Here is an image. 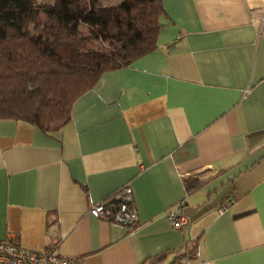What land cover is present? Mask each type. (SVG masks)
<instances>
[{"label":"crops","instance_id":"1","mask_svg":"<svg viewBox=\"0 0 264 264\" xmlns=\"http://www.w3.org/2000/svg\"><path fill=\"white\" fill-rule=\"evenodd\" d=\"M161 4L154 51L69 123L0 120V241L66 264H264V0ZM124 191L133 227L91 214Z\"/></svg>","mask_w":264,"mask_h":264},{"label":"trees","instance_id":"2","mask_svg":"<svg viewBox=\"0 0 264 264\" xmlns=\"http://www.w3.org/2000/svg\"><path fill=\"white\" fill-rule=\"evenodd\" d=\"M163 12L161 0H0V120L66 125L102 73L154 51ZM109 36L116 49L92 45Z\"/></svg>","mask_w":264,"mask_h":264},{"label":"built area","instance_id":"3","mask_svg":"<svg viewBox=\"0 0 264 264\" xmlns=\"http://www.w3.org/2000/svg\"><path fill=\"white\" fill-rule=\"evenodd\" d=\"M127 198V191H124L123 196L119 195L107 203L95 205L91 209V214L95 217L112 218L115 222L131 228L137 220V214L125 204ZM182 204L180 203V206L168 215L172 227L175 229H180L190 222V219L180 211ZM67 262V259L59 257L52 251L44 253L24 251L13 240L0 241V264H66Z\"/></svg>","mask_w":264,"mask_h":264},{"label":"rangeland","instance_id":"4","mask_svg":"<svg viewBox=\"0 0 264 264\" xmlns=\"http://www.w3.org/2000/svg\"><path fill=\"white\" fill-rule=\"evenodd\" d=\"M37 3L39 2H52V0H36ZM117 43L119 44L120 42H117V40L112 37V36H109L108 39L106 40H102V41H96L94 43H92V45L94 47H98L99 45L105 47V48H109V49H116L117 47Z\"/></svg>","mask_w":264,"mask_h":264}]
</instances>
